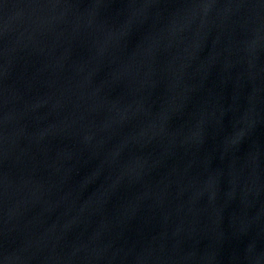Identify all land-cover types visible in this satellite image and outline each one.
Wrapping results in <instances>:
<instances>
[{"label":"water","instance_id":"95a60500","mask_svg":"<svg viewBox=\"0 0 264 264\" xmlns=\"http://www.w3.org/2000/svg\"><path fill=\"white\" fill-rule=\"evenodd\" d=\"M0 264H264V0H0Z\"/></svg>","mask_w":264,"mask_h":264}]
</instances>
